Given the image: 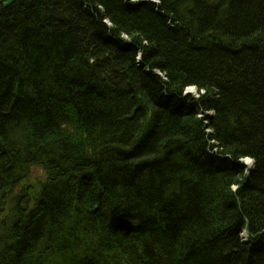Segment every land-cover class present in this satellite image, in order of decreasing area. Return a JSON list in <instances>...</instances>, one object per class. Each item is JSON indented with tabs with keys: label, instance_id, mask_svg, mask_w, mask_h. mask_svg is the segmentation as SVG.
<instances>
[{
	"label": "trees",
	"instance_id": "trees-1",
	"mask_svg": "<svg viewBox=\"0 0 264 264\" xmlns=\"http://www.w3.org/2000/svg\"><path fill=\"white\" fill-rule=\"evenodd\" d=\"M157 1L0 5V264H264V0Z\"/></svg>",
	"mask_w": 264,
	"mask_h": 264
},
{
	"label": "bare ground",
	"instance_id": "bare-ground-1",
	"mask_svg": "<svg viewBox=\"0 0 264 264\" xmlns=\"http://www.w3.org/2000/svg\"><path fill=\"white\" fill-rule=\"evenodd\" d=\"M141 1H148V2H153V3H157L158 1L157 0H141ZM6 2H8V0H4L3 1V7H5L4 6V3H6ZM15 2V0H13V2L10 4V5H8L7 7H9V6H11L13 3ZM158 4V3H157ZM125 40H127V38L125 37L124 38ZM138 54L140 55V59H138V61L140 62V63H142V52L140 51V49L138 50ZM138 55V56H139ZM144 70H145V72L146 73H152L153 74V72H154V74H158V75H160V76H162L163 78L162 79H164V75H163V73H161L160 71H158V70H154V71H152L148 66H145L144 67ZM152 71V72H151ZM191 90L193 91L192 93H194V94H197V91L194 89V88H191ZM191 90H189V91H191ZM164 92L166 93L165 94V96H170V95H168L167 94V92H166V89L164 90ZM204 112V111H203ZM214 116H215V112L214 111H210V112H207L205 115H204V118L205 119H212V118H214ZM200 117H202V116H200ZM209 120H207V121H205V127H207V126H209ZM207 133L208 134H210L211 133V131H208L207 130ZM208 148L209 149H213V151L212 152H214V150H216V147H213V146H210V144H208ZM231 158V157H230ZM241 162V161H240ZM234 164H236L235 162H233ZM241 163H244L247 167H246V173H247V176L249 177L251 174H248V167H250L249 168V171L250 172H252V170H253V168H254V165H253V168H251L252 167V164H253V159L252 158H246V159H244V161H242ZM121 225V224H120ZM129 225V226H128ZM115 228H117V229H119V230H122V231H125V232H127V231H133V230H136V229H138L139 228V226H138V224L136 223V222H134V221H131V220H129V219H126L124 222H122V227L121 226H115ZM245 234H246V236L245 235H241V237H242V239L244 240V241H246V240H248V232H247V230L245 229Z\"/></svg>",
	"mask_w": 264,
	"mask_h": 264
},
{
	"label": "rangeland",
	"instance_id": "rangeland-1",
	"mask_svg": "<svg viewBox=\"0 0 264 264\" xmlns=\"http://www.w3.org/2000/svg\"><path fill=\"white\" fill-rule=\"evenodd\" d=\"M3 1H4V0H0V5H3ZM107 23H108V25H111V23H110L109 21H107ZM139 57H140V55L138 56V59H139ZM191 88H194V89L197 91V94H194V93H193L194 97H193L192 95H191V96H192L193 98H195V99L199 98V96H200L199 94H200V93L198 92V89H197L196 86H189V87L185 90V95H188L187 92H188V90H191ZM191 92H193V91L191 90ZM200 116L203 117V114H200ZM207 127H208V126H207ZM207 127H206V129H207ZM208 131H211V130L208 129ZM213 142H214V141H211V144H213ZM245 159H246V158H245ZM243 161H244V160H243ZM37 172H38V171H37ZM39 173L41 174L40 171H39ZM233 188H234L235 191L238 189L237 186H234ZM128 226H129V225H128ZM241 235H245V236H246V234H245V229L242 230ZM247 238H249V236H248Z\"/></svg>",
	"mask_w": 264,
	"mask_h": 264
},
{
	"label": "water",
	"instance_id": "water-1",
	"mask_svg": "<svg viewBox=\"0 0 264 264\" xmlns=\"http://www.w3.org/2000/svg\"><path fill=\"white\" fill-rule=\"evenodd\" d=\"M12 2H13V0H8V2L4 3V6L7 7V6L10 5ZM139 59H140V57H139ZM187 94L192 95V96L194 97L193 93H192L191 91H189V90H188ZM242 161H243V160H241V162H242ZM254 163H255V161L253 160V164H252V167H251V168H253ZM246 165H247V164H246ZM249 168H250V167H248V174H251V172L249 171ZM253 169H254V168H253Z\"/></svg>",
	"mask_w": 264,
	"mask_h": 264
}]
</instances>
